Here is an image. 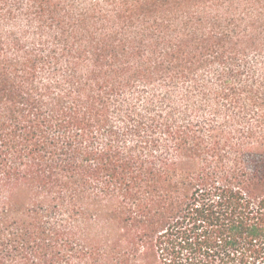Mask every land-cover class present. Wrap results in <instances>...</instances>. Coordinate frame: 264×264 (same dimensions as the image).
Masks as SVG:
<instances>
[{
	"label": "trees",
	"instance_id": "1",
	"mask_svg": "<svg viewBox=\"0 0 264 264\" xmlns=\"http://www.w3.org/2000/svg\"><path fill=\"white\" fill-rule=\"evenodd\" d=\"M0 264H264V0H0Z\"/></svg>",
	"mask_w": 264,
	"mask_h": 264
}]
</instances>
